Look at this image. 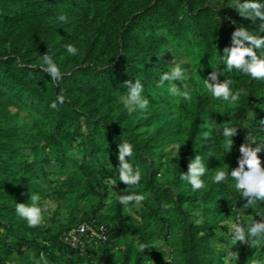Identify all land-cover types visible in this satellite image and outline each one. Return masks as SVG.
Masks as SVG:
<instances>
[{
	"label": "trees",
	"instance_id": "1",
	"mask_svg": "<svg viewBox=\"0 0 264 264\" xmlns=\"http://www.w3.org/2000/svg\"><path fill=\"white\" fill-rule=\"evenodd\" d=\"M243 2V0H241ZM264 4V0H257ZM235 0H0V264H252L264 260V244H219L232 236L229 220L247 229L264 217V202L244 208L235 181L215 183L216 171L238 167L247 139L264 145V80L229 71L223 50L238 27L264 36L261 21L245 18ZM64 15L66 21L58 17ZM233 21L235 23H233ZM78 49L69 55L65 45ZM51 51H50V50ZM264 58V48L256 50ZM50 54L63 79L39 65ZM182 81H165L169 57ZM212 71L244 89L236 105L208 95L203 79ZM140 80L146 112L120 101L124 82ZM191 99L172 95V84ZM65 102L50 105L57 95ZM237 127L233 148H224V127ZM208 133V139L203 133ZM247 138V139H246ZM133 147L126 159L141 169L138 185L119 181L118 144ZM196 155L205 163V187L193 192L180 179ZM264 167V147L258 153ZM117 180L113 189L105 180ZM145 196L134 214L119 195ZM31 193L61 199L65 218L54 214L29 227L16 203ZM199 213V215H195ZM238 213V214H237ZM81 220L102 222L106 238L80 251L61 240ZM137 242L148 245L138 251Z\"/></svg>",
	"mask_w": 264,
	"mask_h": 264
},
{
	"label": "clouds",
	"instance_id": "2",
	"mask_svg": "<svg viewBox=\"0 0 264 264\" xmlns=\"http://www.w3.org/2000/svg\"><path fill=\"white\" fill-rule=\"evenodd\" d=\"M241 16L245 18H251L253 21H261V31H264V4L257 2V0H235L233 5ZM67 17L60 15L58 20L60 22L66 21ZM233 23H235L233 21ZM66 51L69 55L75 56L78 53V49L72 45H65ZM264 48V36H254L249 33L246 28L238 27L231 34V46L226 47L223 50L224 65L231 71L236 69L243 72L246 75L251 76L254 79L264 80V58L258 56L256 50ZM50 50V49H49ZM51 51V50H50ZM174 66L171 72H165L160 76L158 87H162L165 81H182L184 73L179 66L173 61ZM43 72L50 75L51 80L55 81L57 85L63 79L67 73L61 72L58 65L53 61L50 54L42 56V63L39 65ZM221 72L212 71L207 79H203L204 88L210 97L217 100L229 102L232 105H236L242 95H247L244 89H238L233 92L230 88L232 83L230 80H219ZM124 86L127 88V94L120 97V101L124 107L129 111L140 110L146 112L149 106L148 99L142 96L143 85L140 80H135L133 84L130 80L124 82ZM172 95L180 94L186 101H190V94L185 91L181 93L179 87L173 83L169 89ZM57 102L63 104L65 102L64 95H57L56 100L50 105L51 108H57ZM237 134V127H224L222 129V136L224 140V148L229 153L233 148V137ZM203 138L208 139V133H203ZM247 139V138H246ZM253 143L247 139V142L241 144L239 147L240 157L238 158V167L226 172L224 170L216 171L212 177L215 183L227 182L229 176L235 181V188L240 192L241 197L245 198L246 203L244 208L252 207L257 201L264 202V167L261 166V160L258 153L261 152V148L264 145L252 146ZM118 173L119 181L126 185V189H131L138 185L141 180V169L137 166L135 169L132 164L126 159L131 157L133 153V147L130 143L123 142L118 144ZM206 166L199 155H196L188 165L187 173H182L180 179L187 181L193 192L203 189L205 187L204 181L201 179L205 175ZM117 180L108 178L105 180V184L113 189ZM118 202L123 206V211L129 214H134V210H138L143 205L145 196L142 194L119 195L117 197ZM31 203L26 205L24 203H16L17 214L25 219L29 227L41 226L44 223V212L48 211V205L43 208L39 206L40 197L38 194L31 193ZM199 215V213H195ZM232 232L231 243L236 244L238 241L248 243L250 246H261L264 244V217L261 220H254L247 229V235L245 228L239 223H232L230 225ZM138 251L143 253L148 248V245L137 242ZM252 264H264V260H253Z\"/></svg>",
	"mask_w": 264,
	"mask_h": 264
},
{
	"label": "built area",
	"instance_id": "3",
	"mask_svg": "<svg viewBox=\"0 0 264 264\" xmlns=\"http://www.w3.org/2000/svg\"><path fill=\"white\" fill-rule=\"evenodd\" d=\"M232 223L240 224L238 216L234 218ZM106 235V227L102 222L81 220L63 229L59 237L70 246L83 251L87 243L104 240Z\"/></svg>",
	"mask_w": 264,
	"mask_h": 264
},
{
	"label": "rangeland",
	"instance_id": "4",
	"mask_svg": "<svg viewBox=\"0 0 264 264\" xmlns=\"http://www.w3.org/2000/svg\"><path fill=\"white\" fill-rule=\"evenodd\" d=\"M209 2H211L212 4H214L217 7H220L221 6V0H209ZM169 59H170V61L172 63L174 60L175 61L176 60H179L180 57H179V54H175L172 57H169ZM172 67H171V70H172ZM46 204L48 205V211L43 213L44 218L46 220L49 219L50 215H52L56 210H57V213L54 214L56 217L61 218V219H64L65 218V214H66L65 206H64L63 202L61 201V199H58L56 201H54V200H46L45 203H44V206ZM229 222H230V225H231L232 222H233V220L230 219ZM230 241H231V237L227 233L226 234H223L222 237H220V238L217 239V242L219 244H223V243L231 244ZM46 264H48V262H46Z\"/></svg>",
	"mask_w": 264,
	"mask_h": 264
}]
</instances>
